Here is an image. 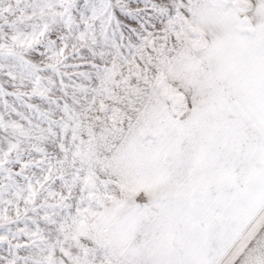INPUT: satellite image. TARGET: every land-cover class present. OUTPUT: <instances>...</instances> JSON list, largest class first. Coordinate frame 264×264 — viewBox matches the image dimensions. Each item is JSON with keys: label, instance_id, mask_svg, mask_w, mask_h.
Segmentation results:
<instances>
[{"label": "snow or ice", "instance_id": "obj_1", "mask_svg": "<svg viewBox=\"0 0 264 264\" xmlns=\"http://www.w3.org/2000/svg\"><path fill=\"white\" fill-rule=\"evenodd\" d=\"M0 264H264V0H0Z\"/></svg>", "mask_w": 264, "mask_h": 264}]
</instances>
